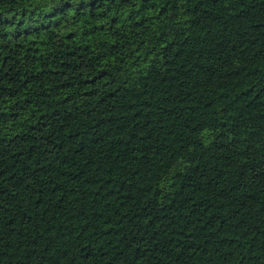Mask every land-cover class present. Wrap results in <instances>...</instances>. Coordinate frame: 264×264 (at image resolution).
<instances>
[{"label": "trees", "instance_id": "1", "mask_svg": "<svg viewBox=\"0 0 264 264\" xmlns=\"http://www.w3.org/2000/svg\"><path fill=\"white\" fill-rule=\"evenodd\" d=\"M0 264H264V0H0Z\"/></svg>", "mask_w": 264, "mask_h": 264}]
</instances>
